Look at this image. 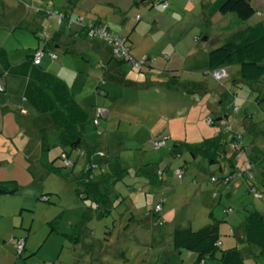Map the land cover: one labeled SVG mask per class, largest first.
Listing matches in <instances>:
<instances>
[{
  "label": "rangeland",
  "instance_id": "rangeland-1",
  "mask_svg": "<svg viewBox=\"0 0 264 264\" xmlns=\"http://www.w3.org/2000/svg\"><path fill=\"white\" fill-rule=\"evenodd\" d=\"M107 1L97 3L95 9H91L94 10L91 11L92 16L97 11L103 16L113 11L128 12L127 24L133 29L121 26L119 35L125 38L129 35L133 54H150L156 58L154 66L159 69L175 68L171 73L166 72L168 75L163 80L176 75L175 78L182 84L188 85L192 79L202 81L210 90L224 88V102L220 103L224 118L219 120V115L205 113L200 106L191 111L193 104V108L198 105L196 101L201 95L186 94L180 90L185 85L172 89L167 84L157 83L151 85L150 93H147L134 85L107 80V54L93 51L88 55L68 53L73 59L70 64L72 68L68 69L69 82L74 91L81 92L76 95L79 101L90 96L89 102L96 104L97 97L103 96L108 107L116 106L119 116H123L116 117L112 109L113 115L109 120L113 122L121 118V129L128 135L123 138L126 141L124 148L118 147L122 145V139L113 141L112 151L116 147L119 151L112 154L119 156L117 160L122 161L123 167L132 174L127 175L126 181L120 184L119 190L122 192L119 197H116L112 184L108 185V199L100 201L84 190L78 192L75 177L86 165L89 156V147L85 145L94 144L109 150L110 144H104L101 136H97L96 131L103 132L100 124L95 125L96 130L90 128L97 135L83 143L82 149L86 153L82 154L80 150L71 153L69 159L72 165H66L65 160L60 158L62 147L57 133L51 128L49 145L41 143L39 159L31 160L28 157L27 152L32 148L29 143L22 148L21 143L17 142V158L10 165L0 166V178L16 176L20 182L16 194L0 196V264H160L163 260H169L172 264H196L195 252L183 249L174 253V228L192 226L194 230H199L210 224L219 225L221 242H224L220 250L237 246L245 258V264H264L259 248L246 237L247 217L254 211L264 214V77L257 82L238 81L236 78L241 79V67L235 63L227 66L229 75L218 80L209 66V52L222 46L231 32L264 19V0H253L257 13L247 22L239 20L232 12L223 14L220 6L225 0H166L170 2L168 7H164L165 0H139L134 5H131V0ZM49 11L56 12L57 9ZM137 15L141 18L139 21ZM55 17L59 21L58 16ZM7 19L8 9L0 15V44L7 50L13 63H20L40 49L36 48L39 44L46 42L45 30L50 32L49 22L30 25L24 20L11 27L2 25ZM57 25L62 27L60 21ZM63 25L67 31L74 29L70 34H77V24L72 25L65 18ZM102 41L104 45H109ZM47 53L43 66L57 75L54 65L61 61H52L50 51ZM49 58L50 64L47 63ZM111 61L117 60L112 57ZM124 64L135 74L141 71L130 60ZM94 69L95 72L101 69L103 78L96 80L91 77L89 72ZM116 75L119 76L118 73ZM84 89L85 92L82 91ZM19 96L29 108V103ZM167 100L172 104L166 103ZM143 108L142 113L140 109ZM168 110L171 113H167ZM29 112H35L32 106ZM126 112L131 115L128 117ZM163 113L176 115L171 118L176 137L184 140L188 137L186 143L189 144L204 141L206 134L212 130L222 131L223 140L227 142L226 158L217 163H211L201 156L194 158L184 144L178 148L175 156L168 157L164 153L175 149L176 137L172 140L167 138L169 144L156 149L153 133L159 136L160 130L167 129L162 124L165 119ZM17 117L18 113L15 120L19 126L6 127L13 133L22 129V122ZM98 118L100 121L104 119ZM238 135H241V147L234 149L231 141ZM22 144L25 145L24 142ZM34 150L39 149L33 147L31 151ZM99 152L107 155L105 149ZM162 157L166 162L164 168L167 164L172 168L182 167L184 176L173 180L178 195L173 202L178 209L179 223L158 226L149 217H153L163 197L159 195L163 186L161 189L159 186H146L134 177L137 176L136 168L143 167L145 163L160 170ZM56 158H59L56 165H65L58 172L47 168ZM246 172H250L254 179H249ZM227 176H231L230 182L224 180ZM213 177L218 181L214 182ZM252 182L260 188L261 198L252 191ZM186 185L189 187L187 200L181 198ZM200 192H203L201 200L196 198ZM166 202L170 204L172 199L168 198ZM152 231L155 238H152ZM26 236L29 246L21 256L16 244L18 238ZM32 251L37 252L30 254ZM209 264L215 263L211 261Z\"/></svg>",
  "mask_w": 264,
  "mask_h": 264
},
{
  "label": "crops",
  "instance_id": "crops-1",
  "mask_svg": "<svg viewBox=\"0 0 264 264\" xmlns=\"http://www.w3.org/2000/svg\"><path fill=\"white\" fill-rule=\"evenodd\" d=\"M100 2L107 3L109 1L107 0H102V1L101 0H1L0 1V15L3 14L7 9L9 10V19L5 20L4 24L2 25L4 26L8 25L10 27L14 26V24H17V23H23L24 20L29 22L30 25L31 24L33 25V23H36V22L37 23L39 22L41 25H45L47 22H49L50 32H48V30H45L46 33L48 32L45 38L46 42L44 44H39L36 48L44 47L48 51L56 52L58 54V58L56 60H58L57 62L59 61L61 62H59V64L57 65H54V68L57 69L58 71L57 76L61 77L67 82L68 86L70 87L72 92L75 94V97L77 93L79 94L81 92L74 91V89H72V84L69 82L70 78L68 77V74L70 70L68 69L72 68L71 67L72 65L70 64H72L71 62L73 61V59L72 57H70V55H68V53H71V54H81L82 53L83 55L85 54L88 55L89 52L93 51L94 53L96 52L101 55L107 54L108 56V58H105L106 59L105 60V63H106L105 65L106 76L105 77H107V80L114 81L118 84H123V85H134L136 87L141 88V90H146L147 93L148 92L150 93L151 85H155L157 83L167 84L168 87L172 89H180L178 88L179 86L185 85V87H182V89L180 90H184L186 94L194 95V94L199 93L201 95L200 99L196 101L198 105L193 108L194 104L192 103L193 104L191 107L192 109L189 108L188 109L189 111L190 109L191 111L194 109L196 110L200 106L202 110H205V113L207 112H209V114L214 113V115H219V118L224 114V110L220 106V103L224 102V97L226 94V91L224 88L210 90L208 86H205V84H202V81H194L192 79L188 81V85L186 83L182 84L180 80L175 78L177 77L176 75L173 78L171 77V79L163 80L162 78L168 75V73L166 72L171 73V71H175L174 70L175 68L159 69L154 66L155 64L154 62L156 58L149 56L150 54L147 55V54H141V52L140 53L138 52L137 56L134 55L132 51L133 49L132 45H130V42H129V37H128L129 35L126 37H127V44L130 47V52L136 59H139V60L147 57L148 59H147L145 67L141 69L139 74H135L133 73V71H129L126 68L127 65L124 64L126 61L124 60L121 61L119 59H116L117 60L116 62L111 61L112 57H114L111 52V46L104 45L102 43L103 42L102 40L101 41L98 40L100 38L90 39V37H88L86 34V29L84 25H87L90 21L94 23L104 22V23H107L111 32L117 33V34L120 33L119 28L121 26L127 27L131 30L133 29V27H129L127 24L128 12L126 13V11L125 12H121V11L109 12L107 16H103L100 14L101 13L100 11H97L95 12L94 16H92L91 11H94V10H91V9H95L96 4ZM138 2L139 0H131V5L138 4ZM169 5H170V2H169ZM49 9H57L58 12L60 11V13H63L64 15H66L67 18L71 17L72 19L74 18L76 19V18L82 17L84 20V25L83 26L77 25L76 26L78 29L76 32L77 34H74V33L70 34L74 29L67 31L66 28H63L64 27L63 24L65 23V21L63 23H60L62 25L61 28L58 27L57 24H59V21H57V17H55L56 15H53V16L49 15V13L52 12V11H49ZM138 16L139 15H137V17ZM140 19L141 18H137L138 21ZM72 25H75V24H72ZM233 32H231L230 34H232ZM0 46L4 47L1 44ZM9 60H10V57H9ZM52 61L54 60L52 59ZM10 62L12 63V65H18V64L23 63V62L13 63L11 60ZM47 63L48 64L51 63L50 58L47 60ZM148 67L149 69H147ZM2 69H3V66L2 64H0V71ZM96 70H97L96 72H95V69L92 70L94 74H92L90 70L89 72L90 76L96 80H98L99 77L103 78L104 74L102 75L101 69H96ZM145 70L147 71V73L144 72ZM116 73H118L119 76L116 75ZM236 79L238 81L241 80L239 77H237ZM24 88H25V81L22 78H20L17 75H12L11 73L7 72L6 91L3 94L0 93V166L10 165L17 158V150H18L16 146L17 142L21 143L22 148H25L27 144L29 143L30 147L39 149L37 151L36 150L31 151L32 148L29 149V152H27V155L31 160L35 158L39 159V157L41 156L42 153H41L40 145L42 142H46L47 144L49 143V137H50L49 129L50 128L53 129L51 118L47 115H37L35 112L34 113L29 112V108L31 107L28 108L27 105H25L23 101H21V98L19 96L21 95L22 100H24L25 98L23 95L24 90H25ZM82 91L85 92V89ZM90 98H91L90 96H87V97H84L83 99L81 98V100L79 101V99L76 97L78 102L82 106H84V108L86 109L90 117V120L86 126L87 130H86L83 143L85 141L87 142L90 141L88 139H91L94 135L98 134L97 136L98 137L101 136L100 138L103 139L104 144H107V142L108 144H110L109 150L107 147H104V145H103L104 148H101V147L98 148L97 145H94V144H92L91 146L85 145V147H89L88 149L89 153L93 154L95 152V154L98 153L100 154V156L106 155V153L101 154L99 152V150L105 149V151L107 152V155H106V158L103 159L101 163L102 169L100 168L101 170V171L99 170L100 176L98 177V180L100 181V187L101 189L107 192V189H110L108 185L112 184L116 190L115 192L116 197H119L122 192L121 190H119L121 186L120 184L122 183V181L123 182L126 181L125 177L127 175L132 174V173L130 170H126L123 167L122 161L117 160V157L119 156L112 154L113 151L115 152L119 151L117 147L112 151V148L114 147L113 141L116 139L118 140L122 139V145L118 147L121 148L123 146L124 148V146L126 145L125 144L126 141H124L123 138L127 137L128 135L126 134L125 131L121 129L122 121H123L121 118H119V121L115 120L113 122L110 121L109 118H111L110 115H113L112 109L116 117H123V116L122 115L119 116V114L117 113L116 106H113L111 108L108 107V105L106 104V98L102 99L103 96L97 97V100H96L97 102H95L96 104L89 102ZM166 103L170 105L172 104L168 100ZM20 106L23 107L22 111H19ZM98 106L104 107L107 111H106V114L102 116L104 119L100 121V126L102 127L103 132L99 130L101 131V133H98V131H96L97 132L96 134L95 132L96 126L93 120L96 118L98 114V109H99L97 108ZM140 110L143 113L144 108ZM129 112L125 113L128 115V117L131 115V113ZM17 113H18L17 118H19V120L22 122L21 126L23 130L20 129L18 132L16 131L13 133L10 130H8L6 127L8 126L13 127V125L15 126V124L18 125L17 120H15ZM167 113H171V111L168 110ZM163 115H165L164 116L165 119L162 122V124L167 129L163 131L160 130L161 132L160 131L159 132L161 133V135L159 136H156V133H153L154 134L153 137L154 139L170 138V140H172L174 137H176V133H175V130L172 128L171 118H173L176 115L164 114V113L162 114V116ZM162 116L161 118H163ZM168 118L170 119L167 120ZM91 127H93V129L95 130L91 131L90 130ZM206 135H207L206 138H211V137L217 138V139L223 138L222 131L220 132L218 131V129L212 130ZM175 141H177L175 149L167 150L164 153L166 156L168 157H171V155L175 156L176 152H179L178 148H179L180 143H186L189 140H188V137L185 138V140L184 138L181 139V138L176 137ZM23 142L25 143L24 146L22 144ZM6 143H8L7 146H6ZM167 144H169L168 140H167ZM62 151H63V148H62ZM80 161L83 162L82 159H80ZM87 161H88V158L86 162ZM165 163H166L165 157H162V161L159 167L160 169L164 170V174L161 176L158 175V170H156L155 168L146 166L147 163H145L143 167L136 168L137 176L134 177L136 180L139 178V181L137 180V182L145 183L146 186H150V185L151 186L154 185L155 187L159 186L160 189L163 186L162 190L158 189L160 191L159 195L160 196L163 195L161 201H159V204L163 203L162 209L160 210L158 214H154L153 217L151 216L149 217L151 220H153V223L158 226L179 223L178 209L176 208V206H174L175 202H173L175 197H178L177 191H176L177 188L174 187L173 180H175L178 177V175L176 174V169H179V168H176V167L172 168V166L168 164L164 168ZM51 164H52V161H51ZM47 168L50 170L51 168L50 164L47 166ZM82 170L80 173L76 175L75 178H78L80 176V174L82 173ZM222 170L224 169L222 168ZM201 174H204V173L201 172ZM122 176H124V178L121 179L120 177ZM262 176H263L262 182L264 183V174ZM8 179H16V176L15 178L14 177L0 178V180H8ZM77 186H78V183H77ZM202 188L204 187L202 186ZM188 189L189 187H187L186 185V187H184L181 198H185V200L189 199V194L187 193ZM201 191L203 190L201 189ZM168 198L172 199V202L170 204H167L166 202ZM196 198H199L201 200L203 198V192H200L199 195L196 194ZM149 215L150 214H148V216ZM158 218L162 219L161 223H158ZM151 235H152V238H155L154 237L155 233L153 231ZM157 235H158V232H157ZM159 235H160V232H159ZM25 238H26V248H25L26 250L29 246L28 244L29 242H28V236H26ZM223 243L224 242H222V245ZM174 251H175L174 253H177V250L175 248H174ZM36 252L37 251H34V252L32 251L30 254L32 253L35 254ZM165 262L170 263L169 260H163V262H161L160 264H164Z\"/></svg>",
  "mask_w": 264,
  "mask_h": 264
},
{
  "label": "trees",
  "instance_id": "trees-1",
  "mask_svg": "<svg viewBox=\"0 0 264 264\" xmlns=\"http://www.w3.org/2000/svg\"><path fill=\"white\" fill-rule=\"evenodd\" d=\"M220 11L223 14L232 12L244 22L249 21L257 13L253 0H225L220 6ZM97 24L109 28L107 23ZM34 54H29V58L23 63L12 65L7 50L0 46V64L3 66L0 71V79L4 81V88L0 92L6 91L7 72L22 78L25 81L24 100L29 103L30 107L32 106L37 115H47L51 118L59 145L63 148L60 158H63L64 154L70 156L73 151L83 148L82 143L90 117L84 106L76 99L67 82L43 66L45 58L40 64H36L33 60ZM115 58L121 61L129 60L125 57ZM146 59L148 58L146 57ZM235 63L240 65L241 80L245 83L257 82L264 77V19L256 24L239 28L226 38L222 46L209 52L211 70L227 68V66ZM22 108L20 106L19 111H22ZM235 137L231 142L236 140ZM183 144L189 148L194 158L201 156L207 158L211 163H217L226 158L227 142L223 138L211 137L199 143H180L179 147H183ZM105 158L106 155L100 156L89 153L88 161L83 167L82 173L78 178H75L78 183V192L84 190L97 201L108 199L109 196L107 195L108 192L101 189L98 180L99 170L102 169L101 163ZM58 159L52 161L50 168L52 171L58 172L65 167L62 164L56 165ZM95 164L99 165L96 175L94 172ZM181 169L183 170L182 167ZM92 173L95 176H92ZM158 175L160 174L158 173ZM249 179L252 180L250 177ZM253 187L260 190L255 182L251 183L252 191ZM19 189L20 183L16 179L0 180V196L16 194ZM162 204H158L161 209ZM154 211L155 214L160 212L156 209ZM161 221L162 219L158 218V223ZM220 237L218 224H210L199 230H194L192 227L177 226L173 232V246L180 252L183 249L195 252L197 254L196 264H201L202 261L205 264H209L211 261L215 264H245V258L237 246L220 250L222 243ZM246 237L251 244L259 248L260 255L264 257V214L262 212L254 211L247 217ZM23 254L24 252L20 255L23 256ZM164 264L171 263L165 262Z\"/></svg>",
  "mask_w": 264,
  "mask_h": 264
},
{
  "label": "built area",
  "instance_id": "built-area-1",
  "mask_svg": "<svg viewBox=\"0 0 264 264\" xmlns=\"http://www.w3.org/2000/svg\"><path fill=\"white\" fill-rule=\"evenodd\" d=\"M169 6V1H165L164 3V7H168ZM50 16L53 15H57L58 19L60 21V23H63L65 21L66 15L56 11V12H50L49 13ZM139 17V16H138ZM140 18V17H139ZM70 24H77V25H84V20L82 17L76 18V19H72L71 17L67 18ZM85 29H86V34L88 37L91 38H100L104 41H106L110 46H111V51L114 57L117 58H128L135 67L139 68V69H143L146 65L147 59L146 57L139 60L136 59L130 52V47L127 44V38L120 36L117 33H113L109 30V28L107 26H104L102 24H95L93 22L88 23L87 25H84ZM47 36V33H46ZM48 51L46 49H38L33 57V60L36 64H40L43 59L45 58V56L48 54ZM50 56L52 59L56 60L58 58V54L56 52H52L50 51ZM213 73V76L218 79V80H223L225 77L228 76V72L226 68H217L215 70H211ZM4 88V81L2 79H0V91H2ZM236 109L238 110V108L236 107ZM106 109L104 107H99L98 109V114L97 117L94 119L95 124L98 126L100 124V119L98 117H102L106 114ZM211 122H213V120H211ZM99 133H101V131H99ZM235 141L232 142V146L234 149H239L241 147V135H238L235 137ZM154 146L156 149H161L163 147H165L167 145V140L166 138H158V139H154ZM80 152L82 154H85L86 152L84 151V149H81ZM95 155H100L98 153H96ZM63 159L65 160L66 165H72V162L69 159V156H67V154L63 155ZM97 169H99V165L95 164L94 165V172L96 175V171ZM158 173L160 175H162L164 172L163 170H158ZM176 174L182 178L184 173L183 170L177 169L176 170ZM233 174V173H232ZM248 176L250 178L254 177L250 172L247 173ZM92 173V176H95ZM234 176V175H233ZM212 180L214 182L218 181V178L213 177ZM225 181H231V176H227L226 178H224ZM253 191L255 192L257 197H262V192L257 188V187H253ZM161 210V206L158 205L156 208V211H160ZM25 246H26V240L25 238H18L16 247L18 249L19 254H22L25 250ZM201 264H205L204 261L201 262Z\"/></svg>",
  "mask_w": 264,
  "mask_h": 264
},
{
  "label": "water",
  "instance_id": "water-1",
  "mask_svg": "<svg viewBox=\"0 0 264 264\" xmlns=\"http://www.w3.org/2000/svg\"><path fill=\"white\" fill-rule=\"evenodd\" d=\"M223 117H220V118H218L219 120H221Z\"/></svg>",
  "mask_w": 264,
  "mask_h": 264
}]
</instances>
